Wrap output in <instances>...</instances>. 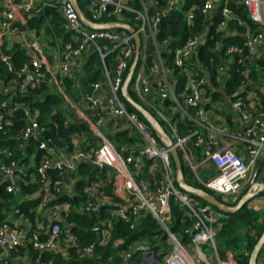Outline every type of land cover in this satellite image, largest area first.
<instances>
[{"label":"built area","instance_id":"2783aa9c","mask_svg":"<svg viewBox=\"0 0 264 264\" xmlns=\"http://www.w3.org/2000/svg\"><path fill=\"white\" fill-rule=\"evenodd\" d=\"M232 5H241L254 27L247 26L241 34L243 47L223 46V38L215 39L210 51L217 59L209 58L202 65L196 50L207 31L187 36L179 45L170 44L173 37L156 41L160 19L172 11H179L186 24L193 23L196 7L186 0H84L85 13L79 10L87 21L101 27L96 29L82 22L70 0H0L1 58L6 69L15 73L6 82L0 80L4 96L0 98V133L11 129L16 112L21 113L20 128L4 138H14L15 148L0 145V185L13 196V202L0 208V264H52L51 258L39 257L41 252L65 256L67 247L76 243L74 224L67 221L71 212L95 216L88 229L101 245L109 240L112 219L132 221L131 227L141 212L153 217L164 236L159 249L153 251L146 240H132L118 252L121 264H238L235 257L223 259L217 251L215 233L223 214L178 188L170 156V148L175 149L192 181L226 205H236L253 185L264 183V169L258 170L264 157V79L260 73L250 78V68L245 66L246 79L240 85L228 91L225 83L228 66L237 56L245 50L252 62L264 49V0H201L199 9L207 27L228 29L225 37L234 35V29L227 27L229 21L240 23ZM46 7L57 9L61 17L62 31L56 35L46 33L50 29ZM213 12H219L215 23ZM113 23L121 26L112 27ZM134 36L139 43L137 59L125 91L159 123L170 147L152 133L154 129L135 109L127 108L121 94L135 54ZM14 45L27 57L18 69L4 52ZM91 56L99 78L82 89L79 78ZM174 70L183 78L177 90ZM45 75L47 86L52 89L55 84L65 95L69 122L84 124L69 134L67 143L60 138L59 143L40 139L43 128L38 125L37 108L17 97V92L38 85ZM64 79L76 88L72 96L65 90ZM175 113L185 120L184 125H192L188 132L171 121ZM117 132L123 133L124 140L111 138ZM190 143L199 147L197 156L190 153ZM80 163L102 174H84L87 181L78 203L59 199L73 196ZM50 171L56 173L54 178ZM101 178L110 183L112 196L101 189ZM36 181L39 189L21 193V185ZM36 197L29 218L16 203ZM172 206L191 219L183 229L189 244H181L170 229ZM103 209L107 215L100 218ZM94 244L78 247L77 253L90 255ZM25 245L37 251L35 257L25 251L11 256L10 252ZM256 264H264V241Z\"/></svg>","mask_w":264,"mask_h":264},{"label":"trees","instance_id":"16d2710c","mask_svg":"<svg viewBox=\"0 0 264 264\" xmlns=\"http://www.w3.org/2000/svg\"><path fill=\"white\" fill-rule=\"evenodd\" d=\"M78 8L85 13L84 9V0H75ZM188 4H193L196 8L194 9L193 14V23L186 24L184 20L181 19V13L179 11H172L166 16L160 19V22L156 31V41L160 42L163 38L173 37L174 41L170 43L171 45H179L187 36H192L202 31H207L206 38L203 44L199 45L196 50V57L202 63H206L209 58H213V61H216V54L210 51V47L215 39H222V45H236L238 47H243V40L241 34L246 30L247 26L254 27V24L248 17L246 10L241 5H232L233 12L238 16L240 23L235 20L229 21L227 27L234 29V35L229 34L225 36V32L228 29L222 31L215 30V25L207 27L206 21L203 14L201 13L199 6L201 5V0H186ZM44 12L50 13L49 26L50 29L46 30V33H53L54 35L62 31V20L58 14L57 9L55 8H45ZM212 19L214 23L219 19V12L212 13ZM86 15V14H85ZM87 16V15H86ZM10 58L11 65L13 68H20L27 60V57L24 54L23 49L14 45L10 49L4 51ZM160 54L165 58L169 59L167 54L161 50ZM249 55L245 50L241 56H237L235 61L230 63L228 66V71L230 76L226 79L225 83L227 85L228 91L233 90L237 85H240L245 79L246 75L244 72L245 66L249 69V77L253 78L257 73L262 75L264 79V49L261 51L259 58H254L252 62H249L247 58ZM0 53V80L6 82L10 78L15 77V73L10 72L6 69V65L1 58ZM243 61V58H245ZM241 60L242 62H238ZM249 63L256 64V67H252ZM95 58L90 57L89 61L84 64L82 67V77L79 78L81 85L80 88L87 89L89 82L99 78L98 69L96 68ZM176 75L177 83L176 90L181 87L182 76L177 75V72L174 70ZM72 81L70 79H64L65 90L69 95H73L76 91V88L71 86ZM132 95L131 92H129ZM133 96V95H132ZM4 96L0 95V98ZM17 97L24 104L29 107H36L38 110L37 121L38 125L43 128V131L40 134V139H49L53 142L59 143L58 138L63 139L64 142H68V136L74 131H80L81 127H84L83 123L69 122V118L66 117L65 113V95L60 92L58 87L53 84L52 89H50L46 84V75L38 85L28 88L25 92H17ZM122 99V97H121ZM123 101V99H122ZM167 103V101H165ZM129 110H133L131 106L126 105ZM134 111V110H133ZM20 111L16 112L15 119H13V125L11 129H6L4 133H0V145H5L9 143L13 148L16 146L14 138H9L6 141L4 138L10 136L14 131L18 130L21 126ZM142 118L140 115H138ZM171 121H175L177 127L180 130L188 132L192 127L191 124H183L185 120L179 118V114L175 113L172 115ZM160 122V121H159ZM161 124V122H160ZM165 129V127L162 125ZM179 130V129H178ZM154 135L155 131L152 130ZM84 134L86 137H90V134L84 129ZM115 140H124L123 133H115L111 136ZM191 154L197 156L199 154V147L194 146L192 143L188 145ZM17 154V151H16ZM181 172L183 175L184 181L194 187L203 188L200 184L192 181L191 174L189 169L183 163L181 156ZM173 166V164H172ZM264 169V157L258 162V170ZM174 170V168H173ZM85 173H93L98 177L102 174L97 170L90 169V167L84 163H80L78 170L75 175H78V179L73 185V196L64 195L59 197L63 201H68L70 203H78L83 198L82 188L86 184L87 178ZM49 175L54 178L56 173L50 171ZM102 177V176H101ZM262 180L264 181V171L262 175ZM103 180V185L101 189L104 193L112 196L110 191V183L106 178H101ZM40 183L38 181L21 185L22 194H30L39 189ZM206 190V189H205ZM208 191V190H206ZM212 193L211 191H208ZM264 193V191L259 192L258 194ZM213 194V193H212ZM192 195V194H191ZM215 197L220 201V197L214 194ZM195 199L201 203H206L198 197L192 195ZM114 199V197H113ZM115 200V199H114ZM8 201L13 202V196L10 193H7L3 189V184L0 185V208L5 207L8 204ZM38 201V197L34 199L21 200L16 203L18 209L24 212V214L31 218V212L29 208ZM248 201L243 203L236 211L231 213H223L218 208L211 206L214 210L223 214V218L220 219L217 231L215 233L216 243L219 244L217 251L220 258H225V252L230 251L233 253V257L238 259V264H247L248 256L256 243L258 237L264 229V221L260 218V211L250 207ZM15 203V202H14ZM171 221L170 229L177 233L179 237V242L183 245L189 244V236L183 233L184 227L191 224V219L186 218L180 210L175 206L171 207ZM107 215V212L103 209L100 211L99 217L103 218ZM94 215H87L85 213H74L71 212L67 216V221L73 223L74 225L71 228L72 233L76 237L75 245L67 247V254L65 256L55 253L50 254L47 252H41L39 257L43 260L52 259V264H121V258L118 255L120 249L124 248L125 245L132 240H146L149 242L150 247L153 251L159 249L161 242L164 239V236L160 238V243L157 244L159 236H161V231L158 228L157 224L153 217L146 212H141L140 218L135 222L131 227L132 221H124L119 218L112 219V227L109 232V240L106 244L101 245L95 242L96 235L95 233L89 231L88 227L90 224L95 221ZM90 243H95L93 245L92 253L90 255H81L82 253H77V248L85 246ZM24 251L29 253L32 257H35L37 251H34L30 246H18L17 249L10 252L11 256L17 255L20 256ZM262 252V246L260 247L256 260L259 254ZM157 262H161V255L157 256ZM19 260V259H18ZM20 264H25L22 261H19Z\"/></svg>","mask_w":264,"mask_h":264},{"label":"water","instance_id":"95a60500","mask_svg":"<svg viewBox=\"0 0 264 264\" xmlns=\"http://www.w3.org/2000/svg\"><path fill=\"white\" fill-rule=\"evenodd\" d=\"M70 2L72 3L78 17L82 20V22L84 24L89 25L94 29L101 28L100 26H98L96 24L90 23L89 21H87L84 18V16L82 15L81 11L79 10V8L76 5L74 0H70ZM117 26H121V25L116 24V23L112 24V27H117ZM129 31H131V30L129 29ZM134 41H135V54L133 56L132 63L129 67V71H128V74L126 76V79L124 80L122 87H121L122 97L133 109H135L144 118L145 121H147V123L151 126V128L155 130V132L158 134V136L160 137V140L163 142V144L167 147H170L171 142L166 137V135L163 132L162 128L160 127L159 123L145 109H143L139 104H137L135 101H133L131 99V97L128 95V93L125 91V87L128 83V79L132 73L133 67H134V65L136 63V59H137V51H138V46H139L137 36H134ZM170 156H171V160H172L173 168H174V173H175V182H176L178 188L182 189L183 191H185L189 194H192V195L198 197L199 199L203 200L204 202H206L210 206L218 208L219 210H221L224 213H231V212L236 211L243 203H245L246 201L253 198L258 192L264 191V183H257V184L252 186L251 191L246 192L240 198L239 202L236 205L230 206V205L223 204L222 202H220L215 197L214 194L209 193L208 191H206L203 188H198V187H194V186L187 184L183 179V175L181 172L180 159H179L175 149L170 148ZM160 238H161V236H159L158 241H160ZM263 241H264V229H263L262 233L260 234V236L258 237L256 243L254 244V246H253V248H252V250L248 256L247 264H255L256 263V257H257V254H258L260 247L262 246Z\"/></svg>","mask_w":264,"mask_h":264},{"label":"rangeland","instance_id":"374dc122","mask_svg":"<svg viewBox=\"0 0 264 264\" xmlns=\"http://www.w3.org/2000/svg\"><path fill=\"white\" fill-rule=\"evenodd\" d=\"M264 193H261L260 195H258L257 197H255L253 200L251 199L249 202H248V205L250 206V207H254V205H256L257 203H258V206L259 205H264ZM263 209V208H262ZM262 209L261 208H259V211H260V218H261V220L262 221H264V211H262ZM216 245H217V247H219V244L218 243H216ZM204 250H206V246H203L202 247ZM228 252V254H229V257H231V256H233V253L232 252H230V251H226V253ZM258 259H259V256H258Z\"/></svg>","mask_w":264,"mask_h":264},{"label":"crops","instance_id":"0c3cea01","mask_svg":"<svg viewBox=\"0 0 264 264\" xmlns=\"http://www.w3.org/2000/svg\"><path fill=\"white\" fill-rule=\"evenodd\" d=\"M263 197H264V196H263ZM254 198H255V197H254ZM254 198H251V199L253 200ZM251 199H250V200H251ZM250 200H249V201H250ZM253 208L256 209V210H259V208H261V209L263 208L262 211H264V205H262V206L259 205V206H258V203H257L256 205H254ZM228 257H229L228 252H227V253L225 252V258H228ZM225 258H223V259H225ZM256 263H257V260H256ZM256 263H255V264H256Z\"/></svg>","mask_w":264,"mask_h":264}]
</instances>
